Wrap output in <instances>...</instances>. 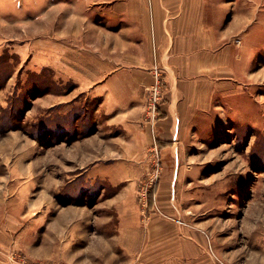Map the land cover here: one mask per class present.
Wrapping results in <instances>:
<instances>
[{
  "label": "rangeland",
  "instance_id": "obj_1",
  "mask_svg": "<svg viewBox=\"0 0 264 264\" xmlns=\"http://www.w3.org/2000/svg\"><path fill=\"white\" fill-rule=\"evenodd\" d=\"M244 1L264 21V0ZM76 2L0 0V264H134L122 222L134 205L145 218L159 209L161 182L200 229L205 256L264 264V24L249 58L256 79L177 144L178 168L157 138L140 165L118 166L117 151L97 145L118 130L108 132L107 105L94 86L79 92L65 76L93 64L84 48L94 16ZM159 78L158 116L151 121L146 109L152 84L142 117L154 137L166 96Z\"/></svg>",
  "mask_w": 264,
  "mask_h": 264
},
{
  "label": "crops",
  "instance_id": "obj_2",
  "mask_svg": "<svg viewBox=\"0 0 264 264\" xmlns=\"http://www.w3.org/2000/svg\"><path fill=\"white\" fill-rule=\"evenodd\" d=\"M76 4L94 16L88 24L93 29L91 50L87 53L84 48L93 64L89 69L76 64L65 76L79 92L94 86L96 96L107 105L108 132L118 130L97 145L103 151V142L109 143L118 153V166L140 165L144 150L157 138L161 155L171 152L174 165L169 164L178 168L177 144L202 121L224 112L231 100L243 98L248 82L256 79L249 72V58L262 45L264 21L256 11L247 13L244 0H77ZM80 18L87 23L85 16ZM89 70L93 74H83ZM156 73L163 76L166 96L154 137L142 117L146 90ZM157 203L159 209L150 207L146 218L134 205L122 222L121 246L134 249L130 261L216 264L212 256L204 255L200 229L170 205L162 182Z\"/></svg>",
  "mask_w": 264,
  "mask_h": 264
},
{
  "label": "built area",
  "instance_id": "obj_3",
  "mask_svg": "<svg viewBox=\"0 0 264 264\" xmlns=\"http://www.w3.org/2000/svg\"><path fill=\"white\" fill-rule=\"evenodd\" d=\"M160 75L158 73L155 74V81L153 83V86L150 89V92L148 94V99L146 102V109L148 118L155 119L158 116V109L160 106L161 99V93L163 91V83H161ZM145 201V200H144Z\"/></svg>",
  "mask_w": 264,
  "mask_h": 264
}]
</instances>
